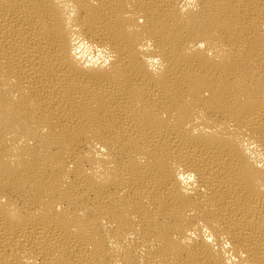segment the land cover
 I'll list each match as a JSON object with an SVG mask.
<instances>
[{
  "label": "bare ground",
  "instance_id": "bare-ground-1",
  "mask_svg": "<svg viewBox=\"0 0 264 264\" xmlns=\"http://www.w3.org/2000/svg\"><path fill=\"white\" fill-rule=\"evenodd\" d=\"M0 264H264V0H0Z\"/></svg>",
  "mask_w": 264,
  "mask_h": 264
}]
</instances>
